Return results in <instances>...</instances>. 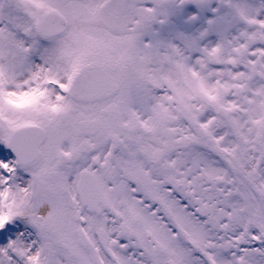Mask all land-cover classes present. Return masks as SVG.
Wrapping results in <instances>:
<instances>
[{"label": "snow or ice", "instance_id": "snow-or-ice-1", "mask_svg": "<svg viewBox=\"0 0 264 264\" xmlns=\"http://www.w3.org/2000/svg\"><path fill=\"white\" fill-rule=\"evenodd\" d=\"M0 264H264V0H0Z\"/></svg>", "mask_w": 264, "mask_h": 264}]
</instances>
